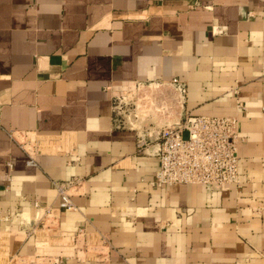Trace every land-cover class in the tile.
<instances>
[{
    "label": "crops",
    "instance_id": "0c3cea01",
    "mask_svg": "<svg viewBox=\"0 0 264 264\" xmlns=\"http://www.w3.org/2000/svg\"><path fill=\"white\" fill-rule=\"evenodd\" d=\"M173 76L186 85L184 112L238 116L239 186H153L155 142L138 149L136 132L114 123L113 93ZM22 138L40 144L36 164ZM74 176L77 209L60 210L58 228L103 234L108 250L42 261L33 202L56 205L52 180ZM7 255L264 264V0H0V261Z\"/></svg>",
    "mask_w": 264,
    "mask_h": 264
},
{
    "label": "built area",
    "instance_id": "2783aa9c",
    "mask_svg": "<svg viewBox=\"0 0 264 264\" xmlns=\"http://www.w3.org/2000/svg\"><path fill=\"white\" fill-rule=\"evenodd\" d=\"M185 93L184 81L176 76L138 82L128 92L111 95L114 123L136 132L138 149L155 142L158 167L150 180L153 186L176 182L233 183L239 186L238 144L243 137L239 132L238 116L186 113ZM236 105L242 107L240 102ZM21 143L28 154L27 163L36 164L38 148L28 146L27 141ZM82 180V176L52 180L58 196L57 204L33 202L39 211L35 218L39 226L60 231L59 212L77 209L72 195L79 191ZM71 233L75 235V241L81 243L78 248L87 251L88 244H83L88 235L86 229L79 228ZM96 238L89 247L95 255H102L108 250V240L103 234H97Z\"/></svg>",
    "mask_w": 264,
    "mask_h": 264
},
{
    "label": "rangeland",
    "instance_id": "374dc122",
    "mask_svg": "<svg viewBox=\"0 0 264 264\" xmlns=\"http://www.w3.org/2000/svg\"><path fill=\"white\" fill-rule=\"evenodd\" d=\"M33 137L36 138L37 136H33ZM34 138H31L30 140L27 139H22V140L29 141L28 143H26L28 146H37L41 148L40 144L38 145L37 143H35ZM38 140L40 143L42 139L38 138ZM35 231L37 234V241H38V244L37 243L36 244L39 247V252H37L38 256L40 257L41 255L42 257H47V258H42V261H48V260L53 261L54 259L57 258L59 254L62 255L76 254L74 251L75 248L82 250V248H78V246H80L81 243L78 242L79 240L75 241L74 239L75 235H73L72 233H68V234L61 233L60 231L51 230L50 227L47 226H43V227L39 226ZM96 240L97 238L95 234H88L86 240H83L84 245L88 244V252L82 253L80 254V256L83 257L95 256L94 250H92V248L90 247L92 246V243L96 242ZM3 257L4 256H2L3 261H0V264H16L18 262V259H20L19 257H16V255L13 256V258L17 259L15 261H9L10 256L8 255L4 258ZM35 261H37V259ZM18 263L22 264V261L19 260Z\"/></svg>",
    "mask_w": 264,
    "mask_h": 264
},
{
    "label": "bare ground",
    "instance_id": "6f19581e",
    "mask_svg": "<svg viewBox=\"0 0 264 264\" xmlns=\"http://www.w3.org/2000/svg\"><path fill=\"white\" fill-rule=\"evenodd\" d=\"M17 136V135H16ZM18 137V136H17ZM22 139H24V138H22ZM21 139V140H22ZM43 240V239H42ZM43 244V243H42ZM75 247V246H74ZM74 247H73V249H74ZM83 250V251H82ZM82 250H80V249H74V251H75V253L76 254H78V255H80V254H82V253H86V252H88V250L86 251V250H84V249H82ZM17 257V256H16ZM15 260H17L16 258H13V256L9 259V261H15ZM19 260L20 261H23V259L22 258H20V259H18V262H19ZM17 262V263H18Z\"/></svg>",
    "mask_w": 264,
    "mask_h": 264
},
{
    "label": "water",
    "instance_id": "95a60500",
    "mask_svg": "<svg viewBox=\"0 0 264 264\" xmlns=\"http://www.w3.org/2000/svg\"><path fill=\"white\" fill-rule=\"evenodd\" d=\"M186 134H187V132L185 131V132H184V135L186 136Z\"/></svg>",
    "mask_w": 264,
    "mask_h": 264
}]
</instances>
